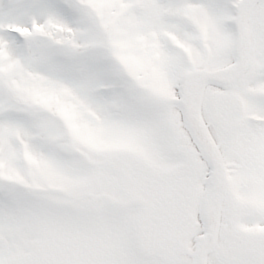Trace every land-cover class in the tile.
<instances>
[{"label": "snow or ice", "instance_id": "snow-or-ice-1", "mask_svg": "<svg viewBox=\"0 0 264 264\" xmlns=\"http://www.w3.org/2000/svg\"><path fill=\"white\" fill-rule=\"evenodd\" d=\"M0 264H264V0H0Z\"/></svg>", "mask_w": 264, "mask_h": 264}]
</instances>
